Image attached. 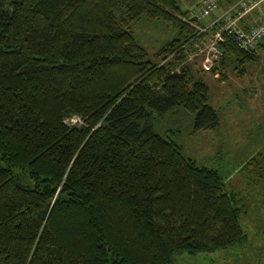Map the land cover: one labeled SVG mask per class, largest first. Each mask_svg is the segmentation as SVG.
<instances>
[{
  "label": "trees",
  "instance_id": "trees-1",
  "mask_svg": "<svg viewBox=\"0 0 264 264\" xmlns=\"http://www.w3.org/2000/svg\"><path fill=\"white\" fill-rule=\"evenodd\" d=\"M141 17L177 33L154 60ZM195 34L177 0H0V264H170L245 239L243 197L152 124L180 105L193 131L218 125L183 61ZM263 39L242 50L225 32L218 63ZM238 170L264 206V143Z\"/></svg>",
  "mask_w": 264,
  "mask_h": 264
},
{
  "label": "rangeland",
  "instance_id": "rangeland-1",
  "mask_svg": "<svg viewBox=\"0 0 264 264\" xmlns=\"http://www.w3.org/2000/svg\"><path fill=\"white\" fill-rule=\"evenodd\" d=\"M177 1L189 15L196 8L197 0ZM238 1L216 0L213 13L223 12ZM252 10L239 18L240 23ZM131 30L153 60L157 49L177 35L172 24L157 18L141 17L131 23ZM254 53L255 59L243 64L226 58L222 65H215L214 74L200 70L198 57L191 56L188 61L195 77L208 86V103L219 120L215 128L193 131V115L180 105L152 118L156 132L174 140L181 152L198 164L217 169L225 178L227 191L242 196L249 205L240 218L246 235L241 242L210 252H175L170 264H264V206L257 204L261 195L256 191L260 185H245V173L238 170L264 143V39ZM66 122L74 123L71 118Z\"/></svg>",
  "mask_w": 264,
  "mask_h": 264
},
{
  "label": "built area",
  "instance_id": "built-area-1",
  "mask_svg": "<svg viewBox=\"0 0 264 264\" xmlns=\"http://www.w3.org/2000/svg\"><path fill=\"white\" fill-rule=\"evenodd\" d=\"M262 2L264 0H239L207 23H203L217 8V3L216 0H197L196 8L190 15L195 23L196 34L181 45L184 51L183 61H191V56H196L200 70L211 71L222 55L219 44L223 41L225 32L231 34L233 42L240 49L254 48L264 37V8L251 25H242L239 18ZM173 54L174 52L168 53L165 59L172 57ZM71 121H79V118L73 116Z\"/></svg>",
  "mask_w": 264,
  "mask_h": 264
},
{
  "label": "crops",
  "instance_id": "crops-1",
  "mask_svg": "<svg viewBox=\"0 0 264 264\" xmlns=\"http://www.w3.org/2000/svg\"><path fill=\"white\" fill-rule=\"evenodd\" d=\"M264 8V4L263 5H258L256 7L253 8V10L251 12H249L248 14H246L243 19L241 20V24L244 26H248L251 25L252 23L255 22V20H257V18L259 17V15L262 13ZM221 10L220 12L214 14L213 12L206 17V21H209L210 19L214 18L215 16L221 14Z\"/></svg>",
  "mask_w": 264,
  "mask_h": 264
}]
</instances>
